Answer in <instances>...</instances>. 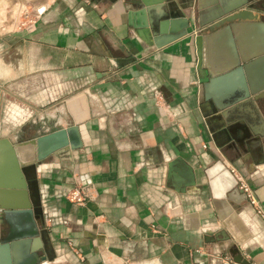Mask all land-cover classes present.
Listing matches in <instances>:
<instances>
[{"label": "crops", "instance_id": "obj_1", "mask_svg": "<svg viewBox=\"0 0 264 264\" xmlns=\"http://www.w3.org/2000/svg\"><path fill=\"white\" fill-rule=\"evenodd\" d=\"M23 6L30 28L19 24ZM203 27L158 47L137 33L122 0H0V137L16 143L75 124L81 140L36 163L32 190L50 246L36 264H264V219L239 187L246 181L264 209V96L256 134L221 130L191 31L217 33L202 47L216 71L240 47L263 50L264 35ZM224 75L209 96L238 85ZM13 97L28 108L18 122L15 106L3 109ZM79 184L91 187L83 203L65 196ZM8 229L0 209V239ZM235 246L248 263L235 260ZM30 253L26 242L0 248V264Z\"/></svg>", "mask_w": 264, "mask_h": 264}, {"label": "water", "instance_id": "obj_2", "mask_svg": "<svg viewBox=\"0 0 264 264\" xmlns=\"http://www.w3.org/2000/svg\"><path fill=\"white\" fill-rule=\"evenodd\" d=\"M117 0H112L115 2ZM122 0L128 10V18L133 22L137 33L147 43L160 47L166 42L186 36L188 28L204 26L202 31L215 32L221 27L222 31H232L236 38L242 36L247 29L249 31L263 32L264 35V12L257 8V0ZM197 5V12L192 7ZM228 25V27H226ZM220 31V33L222 32ZM205 32V33H206ZM209 35V36H208ZM217 33L196 34L194 37L197 45L198 61L197 68L204 77V95L213 99L215 109L211 114L220 120V129L226 133H232V129L241 130L243 137H249L247 129L256 134L259 120L258 108L255 101L264 96V48L253 54L238 50L232 62L223 70H212L205 65V43L208 47L212 44ZM151 38L152 41H149ZM257 68L261 69L257 73ZM209 69V70H207ZM208 71L212 76H208ZM224 76L235 75L237 77L236 91L213 90L209 96L208 88L213 86ZM239 77V78H238ZM231 92V93H230ZM226 95L228 100L225 105L219 106L216 99ZM219 129V130H220ZM30 144L32 156L23 159L20 156L19 147ZM81 145L77 125L71 124L66 127L54 129L48 133L13 143L7 137H0V209L8 220L9 229L0 239V248L6 251L10 247L26 242L33 251L30 256L18 264H36L46 257L48 234L45 227L44 214L42 212L39 194L33 193L32 180L35 178L36 163L43 160L47 155L58 150L74 149ZM175 162V161H173ZM169 163L171 167L172 163ZM8 170V178L4 172ZM13 217L15 220H13ZM221 233V232H220ZM218 234H216L217 236ZM39 238L44 244L37 246L34 242ZM33 243V244H32ZM230 252L235 260L243 261L238 248L231 247ZM15 264V263H14Z\"/></svg>", "mask_w": 264, "mask_h": 264}, {"label": "built area", "instance_id": "obj_3", "mask_svg": "<svg viewBox=\"0 0 264 264\" xmlns=\"http://www.w3.org/2000/svg\"><path fill=\"white\" fill-rule=\"evenodd\" d=\"M26 16H28V19H24V20H20L19 24L20 25H25L26 27L30 28L34 22H35V18L33 17L34 14L32 11H29L28 9H25V13ZM30 14V16H29ZM203 28H200L199 30H201ZM198 33V29H193L191 31V34L196 35ZM239 187L241 189L242 192H244L245 196H247V198L249 199L250 203L254 206L256 212L261 215V217L264 219V209L260 206V204L258 203L257 198L255 197L251 187L249 186V184L242 180L239 179ZM65 196L73 202H77V203H83L87 198L91 197V187L90 186H86V185H75L73 188H71L69 191H67V193L65 194Z\"/></svg>", "mask_w": 264, "mask_h": 264}, {"label": "rangeland", "instance_id": "obj_4", "mask_svg": "<svg viewBox=\"0 0 264 264\" xmlns=\"http://www.w3.org/2000/svg\"><path fill=\"white\" fill-rule=\"evenodd\" d=\"M8 9H10L12 6L14 7V5H12V3L11 2H8ZM23 9L21 10V12L19 13V17H20V15H21V21L22 20H24V19H28L29 17L28 16H26L24 13H25V7L23 6L22 7ZM29 16H30V14H29ZM18 17V18H19ZM11 101H13V103L10 105L9 104V102L7 101H5L4 103H3V109H5V110H7V112L9 111V109L11 108V106H15L16 108H17V110H19V112H15V114L14 115H10L9 113V117H10V119L11 120H13V121H15V122H18V120H21V119H23V117L25 118V117H27V115H26V113H27V111H28V108L27 107H25L24 105H23V100L22 99H20V98H17V97H13V99L11 98ZM15 102V103H14ZM25 102V101H24ZM9 104V105H8ZM8 105V106H7ZM8 108V109H7ZM21 113V114H20ZM31 119V117L29 116L28 117V119Z\"/></svg>", "mask_w": 264, "mask_h": 264}, {"label": "bare ground", "instance_id": "obj_5", "mask_svg": "<svg viewBox=\"0 0 264 264\" xmlns=\"http://www.w3.org/2000/svg\"><path fill=\"white\" fill-rule=\"evenodd\" d=\"M19 152L23 159H28L32 156V146L30 144L22 145L19 147Z\"/></svg>", "mask_w": 264, "mask_h": 264}]
</instances>
